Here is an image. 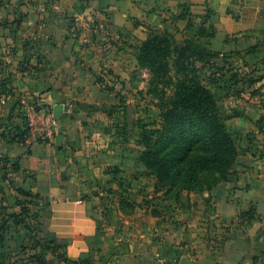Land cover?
Returning a JSON list of instances; mask_svg holds the SVG:
<instances>
[{
  "label": "crops",
  "instance_id": "crops-1",
  "mask_svg": "<svg viewBox=\"0 0 264 264\" xmlns=\"http://www.w3.org/2000/svg\"><path fill=\"white\" fill-rule=\"evenodd\" d=\"M66 2L0 0L1 102L22 103L10 110L18 123L29 109L64 106L53 138L30 133L15 142L0 130L2 151L20 164L19 187L39 194L40 239L90 264H264V152L239 154L228 178L196 199L186 192V202L147 201L163 192L115 121L130 114L119 104L128 75L95 72L116 68L119 46L135 37L186 34L209 11L216 29L210 47L222 69L216 101L228 112V129L252 134L264 150L256 126L264 117V0H88L79 14L87 28L61 25L63 16L78 15L73 0ZM251 208L255 217L241 216Z\"/></svg>",
  "mask_w": 264,
  "mask_h": 264
},
{
  "label": "rangeland",
  "instance_id": "rangeland-1",
  "mask_svg": "<svg viewBox=\"0 0 264 264\" xmlns=\"http://www.w3.org/2000/svg\"><path fill=\"white\" fill-rule=\"evenodd\" d=\"M61 2L64 3V1ZM73 2L77 6L78 15H75V13L71 15L66 14L68 16H63L61 25L63 27L69 25V28H87L88 26L85 20H83L84 18L81 19L79 14L86 7L88 0H73ZM66 4L61 5L62 10ZM99 20L97 21L95 19V23L93 22L95 28L100 27ZM202 21L203 18L201 20L199 18L195 19V23ZM206 23V28H186V34L172 33L170 31H162L160 33L168 34L172 46V55L167 59V71L160 73L162 79H158L157 76L155 78L152 70L134 63V52L135 58L137 59L141 44L145 40L138 37L134 38L135 46L132 43L119 46L122 47L119 50L121 51L123 49L124 52L121 55L123 59L119 60L116 68L113 69L109 66L98 65L95 71L98 73V76H103L104 74L111 75V78H116L117 75H114L116 74L114 72H121L119 70H124L126 75H128L127 82H124L121 87V89H126V92L120 96L119 104L124 110L129 108L130 114H127V112L120 113L121 118L119 116V119H115L116 122L124 123L121 128L122 132L127 135L125 140H128V142L124 145L128 150L129 148L135 147L141 154L144 152L146 147L143 139L149 136L146 131L156 128L158 126L156 123H162V114L165 111L162 104L167 102L166 104L172 106L173 100L178 97L177 92L179 91L180 85L202 82L212 93L214 90L217 92L215 87L219 83V77L216 74L219 72L216 73L215 71L219 66L217 64L220 55L216 57L210 56L211 53L209 52H214L210 47L214 28H210V22ZM202 29H204L203 32ZM150 34L160 35L159 32L152 33L149 31ZM176 46L187 47L185 56H180L179 52L175 50ZM132 47L135 48L134 51ZM233 80L235 81V78ZM103 85L105 89L110 88L109 83L103 82ZM14 103V100L8 104L0 100V130L4 133V138L8 136L10 139L16 138L15 140H17V138L22 139L27 134L26 132L24 133L25 130L23 128V123L27 118H24L26 115H23V119L18 123L16 118L19 116L11 114L12 112L10 110L22 103L16 101L15 106ZM37 111L40 112L39 110ZM219 111L223 119L228 116V112H222L220 107ZM232 135L236 138L239 154H244L249 149H252L254 152H264L254 142L256 138H252V134L239 135L232 133ZM0 138H2L1 133ZM41 139L43 140V138ZM154 144L155 141H151V149L155 147ZM6 157L7 155L2 151V146L0 145V237L3 239L1 243L7 240L5 243L10 244L8 248L6 246L0 247V264H35L37 261L39 264H65L61 260L65 253L64 248L54 250V247L51 246L53 245L52 243H49L48 240L40 239L41 223L39 219V206L42 203H38L34 199V196H24L17 191L20 182L16 179L10 163L6 161ZM144 182H146L147 186L150 184L148 183V179L146 181L144 180ZM177 191V189L172 190L171 193L173 195L170 196L171 199L181 200L183 197L182 200L186 202V197L191 192L194 194L192 195L193 198L196 199L198 197V192L196 191L182 189L178 191L180 192L179 194H176ZM162 192L163 195L161 197L151 198L148 196L146 200L160 202V199L165 196L164 191ZM186 192L188 195H186ZM189 196L188 199H192L191 195ZM12 213L18 214L17 219L25 220L26 224L16 222L17 219L10 216ZM15 242H19L20 246L17 245L16 247L11 245V243L14 244ZM48 245L50 248L46 247Z\"/></svg>",
  "mask_w": 264,
  "mask_h": 264
},
{
  "label": "trees",
  "instance_id": "trees-1",
  "mask_svg": "<svg viewBox=\"0 0 264 264\" xmlns=\"http://www.w3.org/2000/svg\"><path fill=\"white\" fill-rule=\"evenodd\" d=\"M186 15L185 12L182 14V16ZM206 22H210L209 11L203 16L200 28H206ZM210 28H214L211 23ZM215 31L214 28L213 37ZM186 49L187 47L184 46L175 48L180 56H185ZM171 53L172 46L168 34H150L142 42L137 59L141 66L153 71L155 78L157 76L158 79H162L160 73L167 71V59L170 58ZM209 53L211 57L219 55L217 52ZM220 71L222 69L218 66L215 72ZM2 84L3 82L0 85ZM177 94L178 97L173 100L172 106L166 104L167 102L162 104L165 109L162 114L163 121L159 124L155 122L158 126L146 131L149 136L143 139L146 148L141 154V160L147 168L145 173L155 176V190L164 191L166 197L173 195L171 193L173 189L178 191L187 189L198 193L210 191L228 178L239 155L236 138L226 124L228 116L224 119L221 117L215 95L202 82L182 84ZM256 126L259 131H264V117L256 121ZM23 128L24 133H27L26 136L17 140L13 138L11 141L24 142L29 136L28 119L24 121ZM181 138L183 139L180 140ZM151 141H155L153 149L150 148ZM6 161L10 163L13 172L20 170L17 161L9 157H6ZM17 191L24 196H34L39 203V194L22 187H18ZM178 191L176 194L180 193ZM10 216L18 218L16 213ZM241 216L255 217V209L251 208ZM16 222L25 223V220L17 219ZM2 241L0 237V243ZM48 242L53 244L51 246L54 250L64 248L65 251L64 246L52 241ZM46 247L50 248L49 245ZM61 260L65 264H90L88 259L69 260L66 251Z\"/></svg>",
  "mask_w": 264,
  "mask_h": 264
},
{
  "label": "built area",
  "instance_id": "built-area-1",
  "mask_svg": "<svg viewBox=\"0 0 264 264\" xmlns=\"http://www.w3.org/2000/svg\"><path fill=\"white\" fill-rule=\"evenodd\" d=\"M30 133L43 139L53 138L59 126V119L52 110L38 112L27 110Z\"/></svg>",
  "mask_w": 264,
  "mask_h": 264
},
{
  "label": "water",
  "instance_id": "water-1",
  "mask_svg": "<svg viewBox=\"0 0 264 264\" xmlns=\"http://www.w3.org/2000/svg\"><path fill=\"white\" fill-rule=\"evenodd\" d=\"M63 105H61V104H59V105H57L56 107H55V115L58 117V116H60V113L62 112V110H63Z\"/></svg>",
  "mask_w": 264,
  "mask_h": 264
}]
</instances>
